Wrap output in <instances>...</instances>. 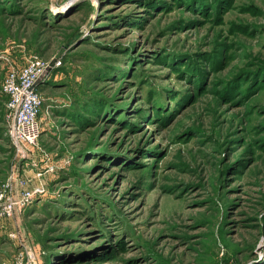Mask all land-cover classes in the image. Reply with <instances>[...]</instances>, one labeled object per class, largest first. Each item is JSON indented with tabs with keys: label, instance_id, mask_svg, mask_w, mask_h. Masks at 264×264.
I'll list each match as a JSON object with an SVG mask.
<instances>
[{
	"label": "rangeland",
	"instance_id": "obj_1",
	"mask_svg": "<svg viewBox=\"0 0 264 264\" xmlns=\"http://www.w3.org/2000/svg\"><path fill=\"white\" fill-rule=\"evenodd\" d=\"M0 6V264H264V0ZM34 56L23 144L2 82Z\"/></svg>",
	"mask_w": 264,
	"mask_h": 264
},
{
	"label": "built area",
	"instance_id": "obj_2",
	"mask_svg": "<svg viewBox=\"0 0 264 264\" xmlns=\"http://www.w3.org/2000/svg\"><path fill=\"white\" fill-rule=\"evenodd\" d=\"M60 63L61 60L57 59L51 66L42 58L34 56L25 65L6 73L2 82V91L7 95L6 107L12 112L10 134L17 143L32 144L36 140L39 133L37 117L42 104L36 83L54 65ZM8 186V182L2 185L3 188ZM32 193L23 191L15 200L6 198L1 213L10 215L16 206L26 205L32 199ZM17 264H29V261L19 259Z\"/></svg>",
	"mask_w": 264,
	"mask_h": 264
},
{
	"label": "trees",
	"instance_id": "obj_3",
	"mask_svg": "<svg viewBox=\"0 0 264 264\" xmlns=\"http://www.w3.org/2000/svg\"><path fill=\"white\" fill-rule=\"evenodd\" d=\"M5 0H0V2H4ZM9 1L10 0H8V3H9ZM2 6V5H1ZM0 6V7H1ZM51 70H52V68H51ZM51 70H49L48 72H50ZM48 72H46V73H48ZM46 73H45V75H46ZM45 79V77L44 76H41V78L39 79V81L36 83V87H37V90H38V92H39V94H40V89L42 88V87H40V85H41V83H42V80H44ZM41 96V95H40Z\"/></svg>",
	"mask_w": 264,
	"mask_h": 264
}]
</instances>
